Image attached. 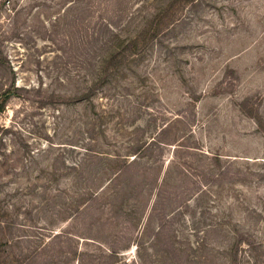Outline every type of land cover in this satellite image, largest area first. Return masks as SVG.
I'll list each match as a JSON object with an SVG mask.
<instances>
[{
  "label": "rangeland",
  "instance_id": "374dc122",
  "mask_svg": "<svg viewBox=\"0 0 264 264\" xmlns=\"http://www.w3.org/2000/svg\"><path fill=\"white\" fill-rule=\"evenodd\" d=\"M0 105V264H264V0H0Z\"/></svg>",
  "mask_w": 264,
  "mask_h": 264
},
{
  "label": "trees",
  "instance_id": "16d2710c",
  "mask_svg": "<svg viewBox=\"0 0 264 264\" xmlns=\"http://www.w3.org/2000/svg\"><path fill=\"white\" fill-rule=\"evenodd\" d=\"M132 44H133V46H134V49L135 50H132V52L134 53V54H136L137 53V39H133V41H132ZM128 48L130 49V46H128ZM133 49V48H132ZM135 51V52H134ZM9 96V94H6L4 97H3V99H5V101H6V98ZM3 109V107L0 105V110H2Z\"/></svg>",
  "mask_w": 264,
  "mask_h": 264
}]
</instances>
